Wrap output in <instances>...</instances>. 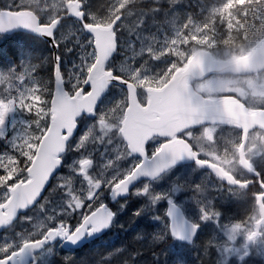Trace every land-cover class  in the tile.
Masks as SVG:
<instances>
[{"label": "rangeland", "instance_id": "374dc122", "mask_svg": "<svg viewBox=\"0 0 264 264\" xmlns=\"http://www.w3.org/2000/svg\"><path fill=\"white\" fill-rule=\"evenodd\" d=\"M0 1L5 9H33L44 22L52 23L65 14V3L70 0ZM82 1L91 23L105 24L118 14H125V20L120 25L121 51L114 62L120 73L141 87L163 85L168 80L176 66L172 60L183 54L181 46L216 44L208 31L203 29L204 24L193 16V12L202 13L203 9L190 11V0H161L166 5L158 16L154 14L155 18L146 11L128 12L127 6L132 0ZM233 2L237 0H227L226 7L232 6ZM238 2L242 3L243 0ZM212 12L229 14V11L218 8ZM8 37H0V203L9 198L10 187L27 180L25 166L34 159L40 132L45 131V128H41L43 119L49 113L46 106L49 102L46 100L47 91L42 88L41 79L36 76V69L45 59L46 49L42 46L39 47L40 50L34 49L33 43L29 44V49H22L23 42L15 36L16 39L11 42L18 44L19 49L12 56L7 51H2ZM56 43L58 53L63 51L61 57L58 55L62 58L66 86L74 92L84 85L96 60L94 41L86 34L80 22L65 18L57 32ZM232 82L231 80L229 83ZM218 87L224 89L223 84ZM126 107L125 92L119 88L112 89L98 109L97 118L80 121L82 129L71 143L64 157V167L44 199L35 209L23 215L13 228L0 236V257L10 256L33 238L45 236L48 230L57 228L60 219L65 221L63 225H68V222L76 224L77 221L82 223L79 213L60 217L59 211L66 204L75 207L83 203L99 185L103 184L105 189L112 188L131 174L136 160L127 158V146L122 136L114 131L118 129L116 123ZM217 132H200L203 136L200 144H206L212 154L216 153L217 146L220 145V135ZM87 162L88 165L83 167ZM230 167L236 168L237 165ZM210 174L187 165L179 168L172 180H168L167 176L155 182H142L135 187L133 191L136 192L147 189V199H153V193L164 189L165 196L178 203L190 220L198 217L199 209L204 212L208 224L201 225V231L192 246L178 243L171 236L161 239L138 234L136 239H132L133 248L126 249L129 252L121 257L126 264H217V252H220L222 260L234 258L239 262L247 258V264H264V255L260 254L264 253V233L250 245L249 251L246 248L247 238L253 233L259 219L255 201L248 194L225 188ZM157 183L159 184L156 185ZM132 193L117 206L115 204L117 218L114 226L137 233L136 221L150 218L154 212L146 208L143 215L134 216L136 210L146 204L147 200ZM104 202H110L107 192ZM97 203L99 202L94 201L93 207ZM123 203L127 206L121 209L120 204ZM166 207L164 202L158 206L159 211ZM88 211L86 204L84 213L87 214ZM149 220L158 225V232L161 231L158 223ZM54 224L57 226H53ZM117 231H113L111 236L101 242L98 240L95 247L85 251L86 258H99L100 264H113V252L104 253L103 248L112 239L115 241ZM249 231V235H245ZM129 241L126 239L124 242ZM209 245L213 247L209 248ZM131 251H134V257L129 255ZM96 252L102 255L87 256ZM81 257L58 244L47 247L40 254V264H65L66 261L68 264H86L84 261L79 263Z\"/></svg>", "mask_w": 264, "mask_h": 264}, {"label": "water", "instance_id": "95a60500", "mask_svg": "<svg viewBox=\"0 0 264 264\" xmlns=\"http://www.w3.org/2000/svg\"><path fill=\"white\" fill-rule=\"evenodd\" d=\"M65 7L68 17L83 23L85 32L94 41L96 51V60L84 86L73 95L66 89L62 61L58 55L59 48L56 43V33L61 26L62 18L43 25L36 13L31 10L11 11L1 9L0 6V35L22 32L48 42L53 51L55 66H57L54 73L50 125L28 168L29 179L11 188L9 199L0 205V234L8 229L21 214L33 209L42 200L53 179L63 167L62 157L67 152L68 144L79 132V120L83 116L89 119L96 118L99 106L113 85L124 88L128 93L129 107L123 123L122 135L135 155L139 154L137 150L140 147V141L144 138L151 135L171 137L187 129L207 124L228 121L240 123L244 127L242 128L245 134L244 139L248 132L256 129L253 127L260 126L262 127L260 129L264 131V113L252 114L244 105L232 98L222 100L205 98L198 94L191 84V81L202 80L213 73L248 74L256 71L260 66H264V40L249 55L240 59L217 61L208 52L197 53L188 66L178 70L163 88L148 89L149 102L146 107H142L136 86L106 70L107 63L118 49L114 33L115 24L107 27L86 23L83 4L79 0L67 2ZM258 55H260L259 59ZM256 62H259L258 66ZM85 89H88L87 93H84ZM165 133L167 134L164 135ZM143 158V162L129 177L116 185L113 191L122 192L127 188L126 197H128L138 183L156 180L175 166L187 163H195L200 169L211 172L216 178L229 185L243 186L221 167L196 159L192 147L182 140L164 145L153 159L148 160L145 156ZM241 163L246 172L259 174L243 155ZM87 165L88 163H85L83 167ZM263 201L264 194L258 198L261 219L256 223L254 232L247 238L248 251L250 245L260 236L264 226ZM171 207L179 206L173 203ZM181 215L185 220V228L180 229L173 220L170 225L172 236L180 243L193 245L200 230L196 233V226L187 219L182 209ZM92 217L85 234L75 242H73L74 238H77L81 227H84V222L70 234L62 225L57 229H51L43 239L25 244L7 258H0V264H37L36 255L41 253L46 245H52L58 241L62 242L64 249H80L106 234L115 220L114 218L113 221H109L111 223L109 227L88 235L87 233H91L94 226L107 219L102 208H98Z\"/></svg>", "mask_w": 264, "mask_h": 264}, {"label": "flooded vegetation", "instance_id": "af4514ba", "mask_svg": "<svg viewBox=\"0 0 264 264\" xmlns=\"http://www.w3.org/2000/svg\"><path fill=\"white\" fill-rule=\"evenodd\" d=\"M160 1L161 0H132V3L127 6V11H133L135 13L139 11H146L150 13L153 18H155L154 14L158 16L161 11H164V5H166V3H161ZM226 1L227 0H190V6L188 7L190 11L203 9L202 13H198L197 11L193 12V16L197 19V21H200L204 24L203 29L208 31V34L211 35L212 40H214L216 44L213 46L205 44L200 46H181V52L183 54H181V56L178 55L177 57H174V60H172L176 66L174 67L171 76L165 83H163V85L159 86H138L134 80L120 73L115 65L114 61L119 56L121 51L120 25L125 20L124 13L118 14L117 17L105 24L92 23L107 27L115 24L114 33L116 35L118 49L114 57L107 63V72H112L114 76L121 77L124 80L133 83L137 89L140 105L142 107H146L149 102V96L147 92L148 89L163 88L171 81L178 70L188 66L190 61L197 53L208 52L210 53L211 57L217 61H228L246 57L259 43L264 40V0H243L242 3L238 2L237 0V2H233L232 6L230 7H226ZM82 3L83 10L86 14L85 4L83 1ZM217 8L223 11H229V14H215L217 12H212L213 9ZM67 15L68 13L65 12V14L61 16L63 17L62 24L64 23V19L68 18ZM186 54L188 55L182 59ZM257 57L259 59L260 55ZM256 64V66H258L259 62H256ZM231 80L233 82L229 83ZM191 84L194 90L205 98L218 100L232 98L244 105L246 109L252 114L261 112L264 113V66H260L259 69L248 74L213 73L202 80L191 81ZM219 84H223L224 89H219ZM215 85H217L218 88H215ZM117 88L122 89L127 96V107L120 120L116 123V128L118 129L114 130L116 131V134L121 135L123 138L122 128L126 118L127 109L129 107V97L127 91L118 85H113L109 89L108 94L112 89ZM87 91L88 89L85 90V92ZM242 128L244 127L240 123L228 121L221 122L219 124H207L187 129L182 133L174 134L171 137L151 135L140 141V147L137 150L139 154L137 155H135L130 150L127 141L124 138L123 140L127 146V158L136 160V166L133 171L143 162V156L150 160L159 154L163 146L166 144H172L177 140L187 142L192 147L196 159L204 160L220 166L225 172L232 174V176L237 181H240L243 186L241 187L242 189L234 186L232 187L223 181L217 180L213 176L220 184H222L225 188L250 195V197L255 201V207L258 208V198L264 194V131L260 129L262 128L260 126L253 127L256 129L248 132L246 139H244L245 134ZM81 129L82 124H80V130ZM203 130L218 131L217 133L220 135V145L217 146L215 154L210 153L206 144H200L199 141H202L203 138L200 132ZM166 134L167 133L164 135ZM242 155L246 158L248 163L256 166V170L259 173L258 176L255 174H249L242 168ZM231 165H237V167H230ZM172 170L164 173L158 178V180H162L169 176ZM118 184L119 183L115 184L111 188L112 191ZM120 201L117 203H105L110 209L114 211L115 204L117 206ZM59 225L62 224H58V226ZM41 237L33 238L32 241L39 240ZM38 261L40 263V255H38Z\"/></svg>", "mask_w": 264, "mask_h": 264}, {"label": "snow or ice", "instance_id": "6c2138e0", "mask_svg": "<svg viewBox=\"0 0 264 264\" xmlns=\"http://www.w3.org/2000/svg\"><path fill=\"white\" fill-rule=\"evenodd\" d=\"M57 66H53V73H55ZM61 164H63V160L61 161ZM179 172V166L174 168L170 175L167 177L168 180H172L173 176H176L177 173ZM166 183V182H165ZM157 183L156 185H158ZM167 186V184H166ZM164 189H162L159 193H153V199H147L148 197V190L147 189H142L140 192L133 191V195H137L138 197L142 196L144 197L147 202L146 204H143L139 209L136 210V212L133 214L134 216H140L144 214V210L146 208H150L153 210L154 214L150 216V219H152L154 222L158 223L160 228L166 229V231H159L154 234V238L159 237L161 239H165L168 236H172L171 228L170 225L173 220H175L177 226L180 229L185 228V220L182 218L181 215V209L179 207L172 208L171 205L174 203L173 201L169 200L165 194H164ZM108 193L110 199L117 203L120 200H124L126 196L128 195V189L125 188L122 192H116L112 191V189L109 187L105 189L104 185L101 184L96 188V191L91 194L90 198L84 199L83 203L77 204L75 207H70L69 205H65V208L59 211L60 217H64L67 215H74L76 213L80 214L81 219L84 222V227H81L80 233H78L77 238H74V241L76 239H79L82 237L86 230L87 227L89 226L91 220H92V214L96 212L97 208H102L107 216V219L103 221V223H99L97 226L93 227V230L91 233H87L88 235H92L94 233H97L101 231L102 229H105L111 225L109 221H113L116 213L113 212L108 206L105 204L104 199H105V193ZM67 195V193H65ZM98 201L93 207V202ZM166 203L167 207L162 209V211H159L158 206L162 203ZM87 204V207L89 209L88 213H84V207ZM127 204L123 203L120 204V208L124 209ZM198 210V217L196 219H192L191 223L196 226V233L200 230V227L202 224H208V220L204 215V212H201L199 209ZM207 209H205V212ZM58 224H63L65 221L63 219H60ZM80 221H77L76 224H70L68 222V231L69 234L74 231L77 227H80ZM188 223V221H187ZM53 226H57L54 224ZM173 237V236H172ZM174 238V237H173ZM212 245H209V248H212ZM261 255H264V253H260ZM251 255V251L249 252V256ZM110 258V257H109ZM66 264L68 262L66 261ZM217 264H247V258L245 260L237 262L234 258L233 259H228V260H222L220 252H217Z\"/></svg>", "mask_w": 264, "mask_h": 264}, {"label": "trees", "instance_id": "16d2710c", "mask_svg": "<svg viewBox=\"0 0 264 264\" xmlns=\"http://www.w3.org/2000/svg\"><path fill=\"white\" fill-rule=\"evenodd\" d=\"M0 4H1V1H0ZM30 10L34 11L40 17V15L35 10H33V9H30ZM41 20H42L43 23H46V22H44L43 18H41ZM85 21H86V23H90V21H89L87 16L85 18ZM15 36H16V38H19L21 40V42H23L22 49H26V48L29 49V44L30 43H33V45L35 44L34 45V49L40 50V48H41L40 46H42L43 48L46 49L45 52H44L45 53L44 54L45 59L43 61L44 63L42 62L41 66H38V68L36 69V72H37L36 76L39 79H41L42 88H45V90L47 91L46 92V100H49V102L46 104L47 110L49 111V113L43 119V125L41 126V128H45V131H43V132L41 131L40 132L41 137L39 138V140L37 142L38 145H39L42 136L45 134V132L47 131V129L49 127V124H50V121H51V116H52V114H51V99H52V96H53V88H54L53 66L55 65L53 51L51 50V48L48 45V43H46V42H44V41H42L40 39H37V38H35V37L31 36V35H26V34H22V33H19V34L13 35V36H9L8 37L9 38L8 42L6 44H4L3 47H2V51L5 50L12 56L16 55V51H17V48L19 49V45L18 44L14 45L13 42H11L12 39H16ZM0 37H2V36H0ZM58 54L61 57V55H63V51L60 50ZM0 62H1V60H0ZM33 116L34 115H32L31 118H33ZM35 128H37V127L35 126ZM30 165H31V162L30 163L28 162L27 165L25 166L26 174H27V170H28ZM9 189H11V187ZM149 219L150 218L147 217V218H144L143 221H142V219L136 221L137 224H138V225L137 224L135 225L137 233H136V231L133 232V231H130L129 229L127 231H124V228L120 229L117 226L116 227L113 226L108 231V233L101 239L102 241L105 240V238L111 236V233H113V231H115L116 229L118 230L117 233H116L117 237H116L115 241H113L114 239H112L111 242H109L103 248L104 253L105 252H109V251H111L109 253L113 252V255H114L113 259L115 260V262L113 264H118V263L126 264L122 260L121 257H122L123 254H127L129 252V250L127 251L126 249L133 248L134 243H132V239H136L138 234L139 235H149L148 237H154V234L158 232V228L159 227H157L158 225L155 224V223H152ZM65 226L67 227V225H65ZM13 227H11V228H13ZM161 231H166V229H162L161 228ZM168 237H170V236H168ZM126 239H128V241L129 240L130 241L129 242H124ZM101 240L99 242H101ZM99 242L96 241L94 243H91V244L83 247L82 249L74 251L75 253L78 254V256L79 255L82 256L81 259L78 260L79 263L83 262V261H84V263H87V264H100L101 263V259H99V258L98 259H91V258H86V256L84 255L85 251L89 250L93 246L95 247L97 245V243H99ZM120 247H123V248H120ZM135 250H138V249H135ZM101 255L102 254H100L99 252H96V254H94V255L89 253L87 256L97 257V256H101ZM129 255L131 257H134V251H131V253ZM107 263H108V261H107ZM104 264H106V263H104ZM127 264H129V262H127ZM137 264H141V263L137 262ZM149 264H153V262H151ZM175 264H181V263L175 262ZM193 264H196V263L194 262Z\"/></svg>", "mask_w": 264, "mask_h": 264}, {"label": "bare ground", "instance_id": "6f19581e", "mask_svg": "<svg viewBox=\"0 0 264 264\" xmlns=\"http://www.w3.org/2000/svg\"><path fill=\"white\" fill-rule=\"evenodd\" d=\"M142 221H143V219H142ZM140 224H141V223H140ZM140 224H139V225H140ZM137 225H138V224H137ZM144 225H145V224H144ZM147 226H148V225H147ZM139 256H140V255H139ZM136 257H137V256H136ZM111 260H112V259H111ZM140 260H141V259H140ZM86 264H87V263H86Z\"/></svg>", "mask_w": 264, "mask_h": 264}]
</instances>
